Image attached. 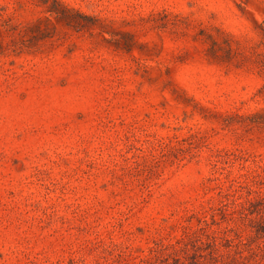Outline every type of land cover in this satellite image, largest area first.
I'll use <instances>...</instances> for the list:
<instances>
[{
    "label": "rangeland",
    "instance_id": "obj_1",
    "mask_svg": "<svg viewBox=\"0 0 264 264\" xmlns=\"http://www.w3.org/2000/svg\"><path fill=\"white\" fill-rule=\"evenodd\" d=\"M0 264H264V0H0Z\"/></svg>",
    "mask_w": 264,
    "mask_h": 264
},
{
    "label": "trees",
    "instance_id": "obj_2",
    "mask_svg": "<svg viewBox=\"0 0 264 264\" xmlns=\"http://www.w3.org/2000/svg\"><path fill=\"white\" fill-rule=\"evenodd\" d=\"M50 8H54L53 6L52 7H50ZM51 10V9H50Z\"/></svg>",
    "mask_w": 264,
    "mask_h": 264
}]
</instances>
